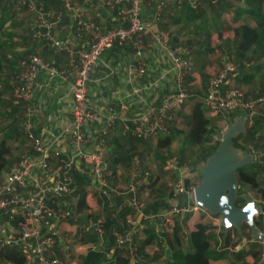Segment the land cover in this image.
<instances>
[{
    "label": "built area",
    "instance_id": "2783aa9c",
    "mask_svg": "<svg viewBox=\"0 0 264 264\" xmlns=\"http://www.w3.org/2000/svg\"><path fill=\"white\" fill-rule=\"evenodd\" d=\"M61 1L64 8L73 11V3L77 0ZM102 1L105 5L121 2L126 4L121 10L126 16L125 26H116L97 33L94 42L88 48L73 50L66 40L57 39L52 35L51 23L45 22L48 13L40 10L32 0H20L29 11L35 13L36 21L31 27L33 37L47 41L54 49L66 52L69 57L68 67L61 70L43 57L30 54L20 61V70L11 79L13 97L24 102L21 129L32 153H22L6 170L0 172V248L16 247L23 258L22 264H61L58 260H49L46 252L49 247L55 245L52 233L55 224L63 220L76 221L77 216L70 207H67L66 197L72 192L73 171L79 162L89 171V184L83 188L86 193L109 188L115 196L127 194L124 201L112 208L109 217L117 220L120 214L128 211L123 218L126 228L118 231L114 226L112 236L114 247L128 248L129 264L137 262L132 256L135 245L131 241V236L141 237L140 234L146 224H149L154 232H169L175 219L181 221L186 211L197 208L192 194L194 186L184 181L187 179L185 174L187 166L183 163L178 164L174 156L166 162V169L172 174L167 183L168 192L161 199L162 204L166 206L158 211H142L146 202L136 194L137 190H140L137 179L139 176L146 179L148 171H142L141 174L132 172L125 192L118 189V185L109 187L104 178L107 128L113 125L117 114L114 109H109L102 125L101 116L87 102L88 74L101 53L114 43L130 44L135 50V56L138 57L143 48L139 36L144 32L145 25L140 15L141 0ZM166 5L164 0L157 1L155 15H158ZM151 41L165 52L175 89L163 94L157 104L141 101L137 113H133L122 125L121 135L142 140L165 133L166 121L183 108L188 96L183 80L193 69L190 49L182 44H172L167 32L151 34ZM221 64L218 72L208 79L202 103L211 113L221 111L227 115L240 111L246 115L245 123L250 126L254 105L256 103L264 105V83L262 97L255 101L247 100L241 91L229 85L228 78L235 73L234 65L228 60ZM144 72L145 65L137 58L133 76L139 78ZM42 74L50 79L70 78V119L60 128L58 134L51 136L52 140L46 143L33 131L35 120L42 111L41 105L34 102L37 79ZM87 128L93 134L90 147ZM52 155L59 156L56 166L50 163ZM169 192L173 195H169ZM182 193L193 202L192 207L180 205L175 196ZM254 200L258 212L264 216V199L257 197ZM17 214L20 215V219L13 224L11 219ZM82 231L95 234L97 237L95 246L102 245L104 236L101 217L89 219L82 226ZM261 232L260 230L259 239L252 235L245 240L242 237L238 243L239 248L244 249L245 243L247 245L260 241V244H264V233ZM216 239L220 243L219 238ZM62 247L66 248L63 245ZM5 264L10 262L6 261Z\"/></svg>",
    "mask_w": 264,
    "mask_h": 264
},
{
    "label": "crops",
    "instance_id": "0c3cea01",
    "mask_svg": "<svg viewBox=\"0 0 264 264\" xmlns=\"http://www.w3.org/2000/svg\"><path fill=\"white\" fill-rule=\"evenodd\" d=\"M32 1L40 10L49 14V16L45 18V22L51 23L52 35L57 39L66 40L68 46L73 50L88 48L94 42V38L97 33H101L106 29L116 26H125L126 24V16L121 13V10L126 5L124 2L105 5L102 0H89L88 2L77 0L73 3L74 10L72 11L64 8L61 0ZM157 1L160 0H141L140 15H142L143 18L142 20L145 25V32L141 33L139 36V40L143 45L140 55L136 57L134 48L128 43H114L97 58L88 74V81L86 84L87 102L88 105L97 111L101 116L100 122L102 125L108 116L109 109H114L117 114L113 125L107 128L105 142L106 151L108 150V156H110L109 152H111V149L114 147V139H118L121 142L124 140L122 143H125L126 139L131 137L123 136L120 132L122 125L126 122V119L132 116L133 113H137L140 107V102L145 100L149 104H157L163 94L175 89L173 74L169 70L165 52L152 43L151 34L167 32L172 44L183 45V43L179 42L180 39L178 36L176 37L171 34V29H173L172 26L178 27L179 29L182 25L173 24L171 22V18L175 16L174 13L178 12L174 6L175 0H164L166 4L168 1H173V3L169 6L167 4L158 15H155L154 12ZM2 12H6V15L13 13L15 18L11 23L9 20H6L3 26L0 28V58L5 64L6 62H4V60L7 58L12 59V57H16V61L10 59V67L11 69H14V73L10 75L8 74L9 80H6L2 88L0 87V89L3 90V93L0 96L2 100V104L0 105V122L4 121L7 123L0 130V135L3 136L1 139H4L5 142H12L11 146L6 145L4 150L6 164L1 170L4 171L12 162L17 160L22 153H32L30 144L26 140L25 134L21 129L24 102L13 97L12 89L10 87L12 77L15 76L20 70V61L30 54H35L43 57L47 62L53 64L57 69L64 70L68 67L69 57L66 52L54 49V47H52L47 41L38 40L33 37L31 27L36 21L35 13L29 11L27 6L22 4L20 0H0V13ZM20 13H24V15L27 14L29 22H25L24 19H21L22 17ZM189 49L192 56L193 69L184 77L183 80V86L186 88L187 92L188 89L186 86H190V81L187 82V84V80L191 79L192 82H198V80L200 81L201 79V73L199 74L197 70H195L193 61L194 58H197V61H199L200 58V63L198 62V68L201 67L200 70L203 69L204 71L205 69L201 66V60H204L203 56L206 55L204 52L199 51L197 47L193 46ZM137 58L140 59L145 65V72L139 78L133 76V69ZM243 63L245 66L249 64L248 61ZM207 66H209V64H207ZM6 68H8V66ZM8 69L10 70V68ZM208 74L210 73L208 72ZM235 74H237V68L235 69L233 76ZM211 76L212 75H210L208 79ZM233 76L228 78L229 85L241 91L245 99L255 101L262 97L260 86L264 79V67L259 72H257L253 76V79L249 82H235L233 80ZM203 79V87H205V92L208 79ZM69 81V77L64 80L57 77L50 79L44 74L40 75L37 79V85L35 87L34 93V102L37 103V105H41L42 111L39 117L35 120L33 131L38 137L44 139V143L51 141L52 138L58 134L60 128L70 119L71 99L69 94ZM192 86L193 85H191L190 89L193 88ZM190 94L191 93H188V95ZM12 98L14 100L13 102ZM200 99L202 100V97ZM190 101L191 99L186 103V105H184L182 109L188 110ZM176 113H174L172 117L166 121L165 132H167V129L171 127L170 125L175 122ZM239 113L242 112H237L236 114ZM216 114L217 113H211L208 111L206 120ZM251 114L252 115L250 118H252V121L253 118L255 119V117H262L261 119L264 121V105L256 103ZM245 126L249 127L246 125V123ZM260 129V131L256 132L257 136H253L255 139H251L250 142L251 144H254V161L259 162L260 160L258 174H262L261 180H264V152H260L261 148L256 146L258 143L261 147H263L264 150V125L261 126ZM86 134L87 137L90 138V147L92 145L93 134L88 128L86 129ZM258 136L261 137L259 138ZM131 138H133L134 143L136 141L137 143H142L144 141L147 143L149 141L136 139L134 137ZM258 140L261 142H258ZM154 144L155 142L153 143V146ZM131 146L134 147L133 145ZM149 150L150 148H148V150L145 152L146 155L149 153ZM61 157L65 156L61 155ZM58 158L59 156L52 155L50 158V163L52 165H55L56 163L58 164ZM78 164L82 163L79 162ZM78 164L76 165L75 171H73L74 181V177L80 175V173L86 174L85 166L82 164V167H80ZM201 165H199L198 168H195L192 173H185L187 178L186 181L191 183L193 186L197 184L194 178H196L198 172L200 173L199 167ZM79 170L82 172L77 174V171ZM120 170L123 169L121 168ZM114 171L119 173L118 169H114ZM138 174H141V172ZM149 178L151 177L149 176L148 179H146L149 180ZM140 179L141 180L137 179V181L141 187L142 181L144 180H142L143 177ZM85 180L86 181L84 184L82 183L83 188L89 184L90 178L88 175ZM159 182L160 179L157 176V182L154 185L156 190L160 189L162 186L159 184ZM262 184L264 183H261V185ZM167 189L169 188L167 187ZM166 193H156V199L161 201L162 197ZM87 195L88 193L85 192L86 200H88L86 198ZM105 200L106 199L104 196H102L100 200L102 205L105 203ZM116 200H118V203L122 202L125 200V196H115L114 201ZM152 200L153 199L149 200V202ZM149 202H146V204ZM161 209L162 208L157 209L156 211ZM81 213L83 212H79V217H76V221L74 223L72 220H67L68 223L72 224L71 227H73L75 230L77 225L80 223L77 218L82 217ZM65 222L66 221L62 223ZM85 223L86 221H83V224ZM55 227L56 226H54V229H52V233L56 244L49 247L46 252V257L48 256L47 258H49V256L52 257V259H49L51 261L56 260L55 258H60V252H66L65 248L62 247V244L59 243L58 229ZM189 228H191V225ZM87 246L88 244H75V249L79 250V252H81L80 254H82L84 253ZM5 262L6 261L2 259L1 264H5ZM59 262L61 263V261Z\"/></svg>",
    "mask_w": 264,
    "mask_h": 264
},
{
    "label": "trees",
    "instance_id": "16d2710c",
    "mask_svg": "<svg viewBox=\"0 0 264 264\" xmlns=\"http://www.w3.org/2000/svg\"><path fill=\"white\" fill-rule=\"evenodd\" d=\"M174 6L178 12L174 17L171 18V22L173 24L182 23L184 27H186L187 23H191L190 27L194 31H200L204 28L201 26V23L195 24L194 21L202 20L205 8H207L210 12L211 24L218 38L222 37V33L224 31L230 30L234 25H239V19L242 17L253 21L254 27L252 30H249L248 34L244 35L243 30L240 35L237 33L239 36L237 35L238 37L235 39L234 49L238 63L237 66L235 65L237 68V74L233 76V80L235 82H249L253 79V76L262 69L264 66V61H261L264 58V0H175ZM224 16H227V18L224 19ZM14 18L15 17L13 13L10 15H6V12L0 13V28L3 26L6 20H9L11 23L14 21ZM142 19L143 18L141 15V20ZM243 29H245V27ZM204 32L208 33L206 30H204ZM185 46L188 48L193 46L197 47L198 50L204 52V54L212 51V47H209L207 44H203V42L200 43L196 39H189ZM243 59L247 60L248 62L250 61V63L245 66L242 61ZM201 61L202 67H205L207 64H209L207 61ZM2 93L3 90L0 89V96ZM190 96L192 98L188 110L181 109L175 114V122L170 128L167 129V132L164 133L162 137H158L156 139L154 147L167 146L172 139L176 138H181L185 146L194 145V136L192 137V132H194L196 124H201L206 121L208 110L204 107L202 100L197 95V93L192 92ZM1 104L2 100L0 97V105ZM228 115L231 116V114ZM257 122V120L253 119L252 124L249 127H246V132L242 134V138L243 135L250 138L253 136L252 128H254V125ZM201 131L206 132L207 130L201 129ZM239 135L240 134H238L236 137ZM235 138L233 139V142ZM218 141L219 140L216 141L214 149ZM132 142L133 138L131 137H128L125 143H122L118 139H114V147L111 149V152H109L110 159L108 161V166L112 167L113 173H115L113 168L116 166H120L123 169H128L130 166L131 159L135 153V148L131 146ZM5 147V140L0 139V171L5 167L6 164L4 157ZM214 149L211 151L213 152ZM147 150L148 149L145 148L144 151L146 152ZM212 152H209L207 155H205L204 160L206 156ZM259 163L260 162L255 161L252 163L254 165L247 164L239 167L236 170V194L238 193L237 191H239L241 186L246 185L249 189L255 190L260 198L264 199V187H261L256 179ZM76 178L78 180H73V185L77 186L78 188L75 189V193L71 192L70 195L66 197L67 207H71V204H73V200L70 198L72 196L74 199H76V203L74 205L78 211L76 216L79 217V212H83L81 213L82 217L78 218L80 222L79 224H82L83 221H89L91 217H101L103 219L104 237L102 245L95 246L97 242L96 235L93 233L81 232L82 234L76 240L75 244H88V246L84 253L78 256V261L74 264H129L128 248L124 247L122 249H118L114 247L112 236V229L114 226L118 231H122L124 228H126L123 218L125 217V214L128 213V211L125 210L122 214H120L119 219L117 220L111 219L109 217L110 211L120 202L118 203V200L114 201V194L112 193L113 195L110 196L109 193L108 196L104 195V198L106 199L104 203V210L100 211V213H94L92 215L91 213L86 212L88 206L82 183L84 184L86 181L85 179L87 178V175L80 173V175H77ZM139 178L141 177L139 176ZM184 181L187 182L186 180ZM156 182L157 176L153 175L146 183L143 184V187L146 186L149 188V191H151L150 196L162 192V189H152ZM71 194H75V196ZM169 195L172 196L173 194L169 192ZM242 195V193L237 194L234 200V204L236 206H242L244 204ZM175 197H177L180 205L185 207L187 205L190 207L193 206V202L188 200L186 194L182 193L181 195H177ZM109 203L111 207L109 206ZM164 206L166 205L162 204L159 199H153L148 204H145V206L142 208V211L153 212L157 209L163 208ZM105 207H109L110 210L106 209ZM186 214L187 215L183 216V221H191V228H189L185 234L181 233L180 230L181 226L179 223L181 221L175 219L171 231L169 232H154V229L149 224H146L142 230V237H137L135 235L131 236V241L135 245V250L132 256L137 261L136 264H147L146 261H141L142 259L138 256V252L142 251L144 247L153 242V240L162 238L167 234L171 236V241L175 248L173 250L164 249V260H160L158 262L155 261L153 264H209V260L211 259L220 260L223 258H228V260L240 261L247 255L252 258L257 256L259 249L257 243L255 242L252 244L250 243L247 249L245 248L232 251V254H227L226 251L213 250L210 248V245L212 240L216 241V235L212 236L209 233V229L211 228L213 217L218 215L210 214L207 211L199 208H196L195 210L190 208L188 211H186ZM18 219H20V215H14V217L11 219V222L15 224ZM262 219L263 216L260 212H258V214L253 217V223L257 229H259L258 226H260L262 223ZM247 231H249V237H251V232L248 225L242 221L237 231L239 239L242 238V236L244 237ZM219 240V244L223 243L222 246L224 250L229 248L228 245H225L227 243V236L225 238L222 237V239L219 238ZM0 249L1 258L3 260L9 261L11 264H22L23 258L16 247H3Z\"/></svg>",
    "mask_w": 264,
    "mask_h": 264
},
{
    "label": "rangeland",
    "instance_id": "374dc122",
    "mask_svg": "<svg viewBox=\"0 0 264 264\" xmlns=\"http://www.w3.org/2000/svg\"><path fill=\"white\" fill-rule=\"evenodd\" d=\"M172 3H173V1H168L167 4L169 6ZM22 11H24V10H22ZM20 14L22 17L21 19H24L25 22H29L27 14H25V15H24V13H20ZM176 14H177V12L174 13V15H176ZM226 18H227V16H224V19H226ZM239 20H240V24L234 25L228 31H224L222 33L221 38H218L217 34L215 33V30H214V28L211 24V21H210V12L207 8H205L202 20H195L194 21L195 24L201 23V26L204 27L202 30L194 31L190 27L191 23H189L190 25L187 23L186 27H184L183 24L181 23L182 26L179 29H178V27L172 26L173 29H171V34L176 36V37L178 36V38L180 39L179 42L183 43L184 45H186V42L189 39H196L198 42H200V43L203 42V44H207L209 47H212V51L206 53V55L203 56L204 61H207L209 63V66L206 65L207 67L203 66L205 69L204 71H203V69L200 70L201 67L198 68L199 63H200V58H199V61H197V58L196 59L194 58V60H193L194 61V67H195V70H197V72L199 74L201 73L200 74L201 79H200V81L198 80V82H192L191 79L186 81V83L190 81L189 82L190 86L189 85L186 86L188 89V93H192V91L193 92L195 91V93H196V91H197V95L200 98L203 97L204 88H205V87H203V80H204L203 78H205L207 80L210 75H214L215 73H217L218 70L220 69V66L222 65L221 63L223 61H225V60L231 61V63L234 65L233 67H236L235 65H237L238 61H237V57L235 55V49H234L235 39L241 34L242 30L244 31L243 34L245 35V34H248L249 30H252L254 27V22L248 18L242 17ZM244 27H245V29H243ZM175 28H177V29H175ZM204 30H206L208 33H205ZM250 36H251V34H250ZM7 53H9V52H7ZM10 59L7 58L6 60H4V62H6L4 64L0 58V87L1 88H2V86H4L6 80H9L8 74L10 75V74L14 73V69H11V67H10V64H11ZM12 59L14 61H16V57H12ZM242 61L247 62L245 59H243ZM261 61H264V58ZM248 63H250V61ZM7 66H8V68H10V70L8 68H6ZM208 72L210 74H208ZM261 77H263V76H261ZM229 78H231V76ZM206 80H205V82H206ZM191 82H192V84H191ZM263 83H264V79H263L262 84L260 86L261 91L263 88ZM191 85H193L192 89H190ZM191 98L192 97L190 95H188L184 105H186V103ZM13 101L14 100L12 98V102ZM260 104L262 105V103H260ZM219 112H221V111H218L216 115L209 117L208 120H206L204 123L196 124L195 130H194V132H192V137L194 136V145H192V146H190V145L185 146L184 143L182 142L181 138H176V139L171 140L169 146H164V147H159V148L154 147L153 143L155 142V140L158 137H162L164 135V133H159V134L155 135L154 137L147 139V140H149L147 143H145L146 141H144L142 143H139V142L137 143V141L135 143L133 142L132 145L135 148V153L133 155V158L131 159L130 166L128 167V169L122 168L123 170H120L121 169L120 166L114 168V169H118V171L120 170L119 173L115 171V174H114L112 172V168H110L108 166V161L110 159V156H108L107 151H105L104 178L107 181L108 186L114 187V186L118 185L119 186L118 189L125 192V190H126L125 186L129 182L131 173L135 172V171L137 173H139V172L146 170V171H148V176L146 178L148 179L149 176L152 177L153 175L156 174L158 176V178L160 179L159 184L162 185L160 187V189H162L163 193H166L168 191L167 182H168V180H170V177L172 176V174L169 173L166 169L167 160L174 156L176 158V162L178 164L183 163L187 166V173L188 174L192 173L195 168H198L199 165L203 164L204 156L207 155L209 152H212L211 150L214 149V145H215L216 141L220 139V133L222 131H224L227 127V123L225 120L226 115L223 112H221V113H219ZM230 114H231V116H233L236 113H230ZM261 118L262 117H258V118L255 117V119L253 118L254 120L258 121L254 125V128H252L253 129L252 130L253 136L254 135L257 136L256 132L260 131L261 130L260 127L264 125V124H262ZM3 122H0V130L7 124L6 122H4V123ZM201 129H205L207 131L202 132ZM253 136H251V138H250V137L243 135V138H242V134H240L238 137L235 138L234 144L241 145L242 147H244L248 151L254 153L255 152L254 144H251V142H250L251 139H255V138H253ZM2 137L3 136L0 135V139ZM259 140H258V142H261ZM122 142H124V140ZM11 143H12L11 141H6L5 146L6 145L11 146ZM256 146H258V148H261L260 152H264L263 147H261L258 143ZM145 148H147V149L150 148L149 153L147 155L145 154V151H144ZM257 158H258V156H257ZM259 162H260V160H259ZM56 165H57V163L53 166H56ZM78 165L80 167H82L81 166L82 164H78ZM252 165H254V164H252ZM259 165H260V163H259ZM79 172H82V171H80V170L77 171V174ZM85 172H86V174H84V175L89 174L88 169H86ZM263 173H264V171H263ZM200 175L201 174L198 172L196 178H194L195 182L197 184L200 180ZM74 178H75V180H78L76 178V176ZM261 178H262V174H257V177H256L257 181L259 182L261 187L262 186L264 187V184L261 185V183H264V180H261ZM147 179H142V180H144V181H142V184H141L142 186L140 187V190H137V193H136L137 196L145 202H149V200L157 198V195L150 196L151 191H149L148 187H146V186L143 187V184L148 181ZM139 180H140V178H139ZM77 188H78L77 186L73 185L72 193H75L74 191ZM155 188L153 187L152 189H155ZM87 192H88L89 196L87 195V197H86L88 199V200H86L87 206H88L87 207L88 209L86 210V212L91 213V215L94 213H100V211L104 210V204L102 205L101 201H100L102 196H104V195L108 196L109 193H110V196L113 195L109 188H106V189L101 190V191L100 190H93V191H87ZM237 192H238L237 194H241V193L247 194L250 197H252L253 199L259 197L258 193L255 190L249 189L246 185L241 186L239 188V191H237ZM71 195L75 196V194H71ZM123 195L125 197H127V194H123ZM70 198H72V200H73V204H71L70 208L73 210L74 214L76 215L78 212L76 210V208L74 207V205L76 203V199H74L72 196ZM109 206L111 207L110 203H109ZM197 208H199V207H197ZM106 209L110 210L109 207ZM184 215H187L186 212ZM64 221L67 222V220H63V221L57 222L55 225L58 229V236H59L58 240L60 241L59 243H61L63 246H66V248H65L66 252H64V253L60 252L59 253V254H61L59 256L60 258H55V259L61 261V264H74L75 262L78 261V256L81 255L80 254L81 252H79V250L75 249V243H76V240L83 233V231H82L83 223L77 225L76 230H75L73 227H71L72 224H70L68 222L62 223ZM179 224L181 226V229H180L181 233L185 234L187 232V230L189 229L191 221H183V219H182ZM221 226H222L221 225V215L218 214V216H215L212 219V224H211V228L209 229V233L212 236L216 235L215 238H220V239H222V237L225 238L227 236V243L225 245H228L229 248L224 250L223 246H222L223 243L219 244L217 242L218 241L217 239H216V241H214V240L211 241L210 248H212L213 250L226 251L227 254H232L233 253L232 251H237L240 249L239 248L240 245H238V243H239L241 238L239 239V236L237 234V230H235L234 228L230 227L228 229V231H225L223 229V227H221ZM258 228H259V230H261L264 233V216L262 219V223L260 224V226H258ZM142 234H140L141 237H142ZM249 235H250L249 231H247L245 236L244 237L242 236V237L245 240V239L249 238ZM171 240L172 239H171V236L169 234H167L166 236H164L162 238H157V239L153 240V242H151L150 244L146 245L142 251L138 252L139 253L138 256L142 259L141 261H146L147 264H149V263L153 264V263H155V261L158 262L160 260H164V256H165L164 249L173 250L175 248ZM241 241H243V240H241ZM255 243H257L258 249H259L258 255L255 258H252L249 255H247L243 259H241L240 261L239 260H228V258H223L220 260H212L211 259V260H209V264H264V244H262V243L260 244V241L255 242ZM248 245H249L248 243H247V245L245 243L243 248L245 249V247H246V249H247L249 247ZM50 258L52 259V257L49 256L48 259H50ZM1 261H2V258H1V249H0V263H1Z\"/></svg>",
    "mask_w": 264,
    "mask_h": 264
},
{
    "label": "water",
    "instance_id": "95a60500",
    "mask_svg": "<svg viewBox=\"0 0 264 264\" xmlns=\"http://www.w3.org/2000/svg\"><path fill=\"white\" fill-rule=\"evenodd\" d=\"M225 120L227 127L220 133L214 151L206 156L199 167L201 177L192 190L193 201L200 209L221 215V225L225 231L230 227L238 231L243 221L248 225L251 235L259 239L260 231L253 223V217L258 214L255 200L243 194L244 204H234L237 196L236 170L254 162L253 153L233 142L238 134L246 132V115H226Z\"/></svg>",
    "mask_w": 264,
    "mask_h": 264
}]
</instances>
